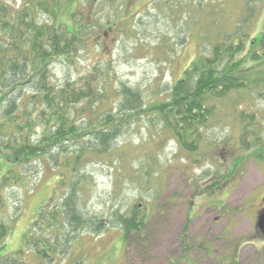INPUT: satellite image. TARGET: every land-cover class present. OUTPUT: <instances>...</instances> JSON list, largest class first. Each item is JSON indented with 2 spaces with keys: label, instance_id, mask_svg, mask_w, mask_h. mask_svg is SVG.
Instances as JSON below:
<instances>
[{
  "label": "rangeland",
  "instance_id": "rangeland-1",
  "mask_svg": "<svg viewBox=\"0 0 264 264\" xmlns=\"http://www.w3.org/2000/svg\"><path fill=\"white\" fill-rule=\"evenodd\" d=\"M0 1L16 10L27 0ZM58 1L59 22L73 29L96 25L85 46L52 64V82L96 80L105 91L97 112L114 107L121 84L137 88L146 106L166 98L188 63L209 54L246 15L243 0ZM256 1L240 32L248 33L240 56L264 25V0ZM262 88L264 81L254 92L217 101L193 152L179 145L154 112H139L122 122L107 152L87 151L79 175L68 174L61 190L62 168L54 160L26 166L31 176L0 187V222L8 226L0 239V264H264V234L255 230L257 209L264 205ZM242 111L253 112L254 121L240 123ZM75 149L68 146L66 156ZM5 154L1 151L0 178L10 167ZM70 179L75 185L68 190ZM71 192L76 210L86 222H99L100 231L61 219V202ZM134 205L145 225L126 242L115 216L128 215ZM52 209L58 214L51 215Z\"/></svg>",
  "mask_w": 264,
  "mask_h": 264
},
{
  "label": "trees",
  "instance_id": "trees-1",
  "mask_svg": "<svg viewBox=\"0 0 264 264\" xmlns=\"http://www.w3.org/2000/svg\"><path fill=\"white\" fill-rule=\"evenodd\" d=\"M242 2L246 15L212 45L209 54H198L188 63L172 83L166 98L146 106L137 88L121 84L114 107L97 112L98 104L105 102V91L96 80L84 77L57 85L50 76L54 62L60 58L70 59L79 46L90 41L89 30L96 24H82L73 29L74 24L59 22L61 6L58 0H27L16 10L0 1V155L1 151L6 152L4 159L10 164L0 178V187L13 181L21 182L28 173L31 176L32 172L26 173L23 169L35 160H40L41 164L48 162L49 157L62 168L58 181L61 190L68 174L79 175L84 154L87 151L107 152L118 136L122 122L139 112H154L185 151H195L202 140L203 129L215 115V103L232 93L250 89L254 92L264 81L261 76L264 72L261 68L264 63V25L240 56L248 37V33L240 32L253 16L255 9L251 6L257 1ZM74 14L70 12L69 17L73 19ZM249 60L252 65H247ZM78 104L79 108H75ZM238 119L240 123L246 119L253 122L255 115L242 111ZM240 141L244 148L250 147L244 139ZM70 145L76 149L66 156ZM54 150L58 152L54 154ZM60 153L64 155L63 161ZM70 182L68 190L75 185L72 179ZM61 207V219L68 218L72 227L89 224L96 231L102 229L99 222L91 220L88 223L83 219L76 210L72 192L64 197ZM39 209V220L34 225L44 212L43 207ZM138 210L139 205H134L128 215L115 216L126 242L131 232L144 229L145 217L138 216ZM50 213L58 214L54 209ZM188 223L186 221L183 226L181 239L186 238ZM7 230L8 226L0 222V239ZM255 230L261 232L258 227Z\"/></svg>",
  "mask_w": 264,
  "mask_h": 264
},
{
  "label": "flooded vegetation",
  "instance_id": "flooded-vegetation-1",
  "mask_svg": "<svg viewBox=\"0 0 264 264\" xmlns=\"http://www.w3.org/2000/svg\"><path fill=\"white\" fill-rule=\"evenodd\" d=\"M256 221L258 222H262L263 225H264V205H262L261 207H259V209H257V212H256ZM255 221V223H256ZM258 226V225H257ZM256 226V227H257ZM263 232H264V226L262 228Z\"/></svg>",
  "mask_w": 264,
  "mask_h": 264
},
{
  "label": "water",
  "instance_id": "water-1",
  "mask_svg": "<svg viewBox=\"0 0 264 264\" xmlns=\"http://www.w3.org/2000/svg\"><path fill=\"white\" fill-rule=\"evenodd\" d=\"M257 225H258V227H259L260 229H262L263 226H264L263 223H262V222H259V221L257 222Z\"/></svg>",
  "mask_w": 264,
  "mask_h": 264
}]
</instances>
